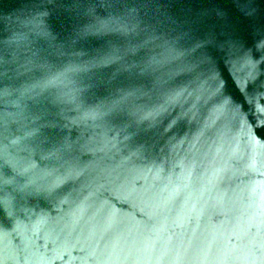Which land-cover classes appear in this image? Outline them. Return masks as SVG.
Wrapping results in <instances>:
<instances>
[{"label":"water","instance_id":"obj_1","mask_svg":"<svg viewBox=\"0 0 264 264\" xmlns=\"http://www.w3.org/2000/svg\"><path fill=\"white\" fill-rule=\"evenodd\" d=\"M0 264H264V0H0Z\"/></svg>","mask_w":264,"mask_h":264}]
</instances>
